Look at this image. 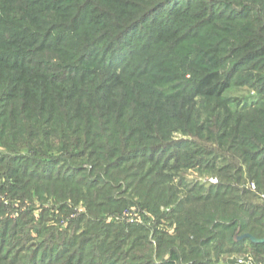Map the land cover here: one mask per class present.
I'll return each mask as SVG.
<instances>
[{
    "label": "rangeland",
    "instance_id": "rangeland-1",
    "mask_svg": "<svg viewBox=\"0 0 264 264\" xmlns=\"http://www.w3.org/2000/svg\"><path fill=\"white\" fill-rule=\"evenodd\" d=\"M59 1L68 8L72 0ZM93 1L97 3L91 4L92 13H109L107 3ZM133 1L123 0L124 4ZM236 1L255 5L253 17L240 18L238 12L233 16V20L238 18L235 22L221 19L224 10L216 8L218 17L207 23L198 13L204 5L209 7L205 0H170L151 7L145 21L122 38L129 52L139 56L131 59L117 53L114 76H120L118 86L109 77L95 86L81 83L75 93L53 105L59 110L56 118L62 119L65 106L72 104L71 128L81 132H70L71 141L61 144L51 139L47 144L54 145L39 149L43 158H53L48 162L43 158L38 161L26 151L14 157L0 138V264H49V259L54 264H89L91 258L87 257L93 254V246L107 243L111 245L104 252L112 250L119 246L121 233L126 235L121 239L126 245H120V253L108 251L101 264H132L127 248L134 228L141 230L138 234L148 230L151 234L158 231L174 236L176 221L161 219V215L168 216L176 209L175 203L189 192L199 196L211 187H219L221 193V188H226L223 200L236 208L242 204L252 209L254 218L264 216V190L250 180L251 164L245 161L252 150L250 145L260 144L257 137L264 129V55L255 54L264 46V0ZM29 2L36 8L40 0ZM237 6L235 10H240ZM188 15L192 20L186 22ZM150 26L162 30L154 32ZM230 27L233 33L226 32ZM146 33L147 39L139 38ZM135 43L139 50L133 48ZM193 43L207 47L198 61L192 60L189 51ZM251 56L256 58L245 60ZM200 67L216 69L220 85L227 83L228 89L219 97L195 96L192 85L206 73ZM155 85L169 87L172 93L168 98L160 97L151 89ZM2 102L0 98V128L7 106ZM149 102L159 104L155 107L159 124L143 121L142 104ZM19 106L18 102L16 107ZM34 117L44 119L48 115ZM79 119L82 121L76 125ZM172 122L179 130L169 131L166 136L164 132L172 128V124L168 127ZM129 127L137 128L136 135L129 134ZM144 132L150 135L148 139L141 134ZM127 136L130 142L124 141ZM135 139L148 147L144 149L146 156H153L154 161L143 162L138 153L132 162L122 157L111 164L107 152L100 149L107 144L108 149L116 146L118 150L120 140L130 144ZM72 142L77 151L69 161L66 147ZM259 154L257 151L255 157ZM104 155L107 157L103 160ZM261 158L264 157L255 162ZM60 159L65 163L59 164ZM133 166L139 169L138 179L146 174L149 182L165 184L169 191L164 192L161 203L145 200L137 193L140 187L134 192L132 184L137 178L129 177L136 172ZM36 172H52L54 177L69 179L73 185L61 194L45 183L37 185L38 189L23 187V174ZM104 200L106 204L98 203ZM166 201L170 205L163 204ZM259 223H264V217H259ZM238 230V225L231 230L234 238ZM240 259L248 264H264V254L254 256L250 249L212 256L210 264H237Z\"/></svg>",
    "mask_w": 264,
    "mask_h": 264
},
{
    "label": "trees",
    "instance_id": "trees-1",
    "mask_svg": "<svg viewBox=\"0 0 264 264\" xmlns=\"http://www.w3.org/2000/svg\"><path fill=\"white\" fill-rule=\"evenodd\" d=\"M100 1L107 3L111 12L109 11L106 15L92 13L91 4L97 3L93 0L89 2L72 0L68 8L63 7L64 2L59 0H40L36 8L31 6L29 0L0 2V98H2V103L7 105L5 120L1 122L0 138L14 157H17L21 151H26L38 161L44 159L48 162L53 158H43V152L39 149H49V145H54L47 144L51 139L61 144L71 141L70 132H81L76 127L71 128L72 104L65 106L62 119L56 118L55 113L59 110L52 108L53 105L75 93L81 83L85 85L89 82L95 86L101 79L109 77L118 86L120 76H114L116 75L117 53L131 59L139 56L137 53L133 54L135 52H129L128 44H123L122 38L145 21L151 7L154 5L159 7L170 0H134L130 4H124L123 0ZM205 1L209 3V7L207 4L204 5L198 13L207 23H211L218 17L216 8L224 10V14L219 18L227 20H233V16L238 15V12H240V18H252L255 10V5L249 6L236 0ZM236 4L238 8H241L240 10H235ZM236 19L238 18L233 21L235 22ZM190 20L192 18L188 15L185 21ZM3 27L7 29L5 32L2 30ZM149 28L154 32L162 30L157 26ZM232 30L233 28L230 27L226 29V32L233 33ZM146 36H148L147 33L139 38L143 39ZM261 47V51L255 53L258 56L259 54L264 55V46ZM133 48L139 50L140 47L135 43ZM206 50L207 47L201 43H193L189 46L194 61H198ZM253 58L256 57H247L245 60ZM200 68L206 73L201 74L192 85L195 96L219 97L228 89L229 84L220 85L221 76L216 69ZM151 89L156 95L164 98H168L172 93L169 87L155 85ZM18 102L20 106L16 107ZM157 103L142 104L145 109L144 122L151 125L159 124L156 118L158 109L155 108L159 107ZM39 114H45L48 117L36 119L34 116ZM81 121L79 119L76 125H79ZM173 123L168 124V127L172 124V128L165 130L166 136L169 131L179 130L177 124ZM262 129L259 130L257 137V142L260 144L254 142L250 145L252 150L245 161L251 164L249 167L250 180L256 182L258 189L264 190V158H261L258 163L255 162L259 157H264V129ZM130 133L136 135L137 128L129 127ZM141 134L147 139L150 136L145 132ZM124 141L130 142L128 136L124 138ZM137 141L140 140L135 139L130 144H123L120 140L118 150L116 146L111 150L108 149L107 144L100 149L107 152L109 158L112 159L111 164L118 159L121 160L122 157V159L127 158L124 161L132 162L137 159L138 153L143 162L154 161L153 156H146L145 150H148V147ZM66 148V155H69L68 160L71 161L72 155H75L77 151L76 144L72 142L71 146L68 145ZM257 151H260V154L255 157ZM124 153L126 154L123 155ZM104 157L105 155L102 157L103 160L106 158ZM38 163L45 165V162ZM58 163L64 164L65 160L60 159ZM122 163L126 162L122 161ZM131 168H135L136 172H132V176L129 177L137 178L139 169L136 166ZM26 174L21 177L24 180L23 187L36 186L34 188L38 189L41 183H45L61 194L73 185L69 179L54 177L52 172L49 174L36 172L30 176ZM145 175L137 178L133 184L130 182L134 187L132 188L135 189L134 192L136 193L140 187V192L137 193H140L145 200L161 203L164 192L169 190L165 189V184L158 183L157 180L149 182V176L144 177ZM218 188H208L205 194H198L199 196L189 192L178 203H175L177 204L176 209L168 213V216L161 215V219L176 221L174 236L158 231H153L151 234L148 230H143L141 234H138L141 230L134 228V235L129 239L127 248L130 251L129 261L132 264H210L212 256L242 253L246 249H250L254 256L263 257L264 243L254 244L249 239L236 240L231 230L238 225L239 237L249 234L256 239H262L264 238V223H259V217L264 216L258 215L256 219L254 218L256 214L252 209L242 204L236 208L228 201H224L222 197L226 195V188H221L224 190L223 193ZM152 194L155 195L153 200L150 198ZM243 194L247 196L248 192L244 191ZM148 195L150 196L147 197ZM172 195L168 198L170 199ZM98 203L106 204L107 202L104 200ZM163 204L170 205L169 201ZM148 234H151V240H148ZM124 236H126L125 233L118 234L119 248L114 247L104 252V248L111 244L106 243L103 246L101 242L100 245L93 246V254H88L87 257L91 258L89 264H101L103 256L108 251L110 254H117L120 245H126V242H121ZM57 260H62V257H58ZM49 261L54 264L51 259Z\"/></svg>",
    "mask_w": 264,
    "mask_h": 264
},
{
    "label": "water",
    "instance_id": "water-1",
    "mask_svg": "<svg viewBox=\"0 0 264 264\" xmlns=\"http://www.w3.org/2000/svg\"><path fill=\"white\" fill-rule=\"evenodd\" d=\"M235 239L238 240V239H249L252 243L254 244H263L264 243V239H256L254 238L253 236L249 235V234H244L240 237L238 236H235Z\"/></svg>",
    "mask_w": 264,
    "mask_h": 264
},
{
    "label": "built area",
    "instance_id": "built-area-1",
    "mask_svg": "<svg viewBox=\"0 0 264 264\" xmlns=\"http://www.w3.org/2000/svg\"><path fill=\"white\" fill-rule=\"evenodd\" d=\"M211 183L215 184L216 182L215 181H212ZM237 264H248L244 261H242L241 259L237 261Z\"/></svg>",
    "mask_w": 264,
    "mask_h": 264
}]
</instances>
